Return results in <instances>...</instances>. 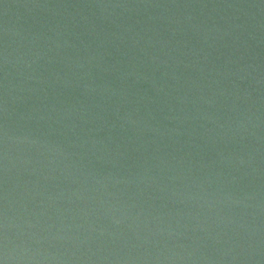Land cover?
<instances>
[{"label":"water","instance_id":"95a60500","mask_svg":"<svg viewBox=\"0 0 264 264\" xmlns=\"http://www.w3.org/2000/svg\"><path fill=\"white\" fill-rule=\"evenodd\" d=\"M0 260L264 264V0H0Z\"/></svg>","mask_w":264,"mask_h":264},{"label":"clouds","instance_id":"9594fccd","mask_svg":"<svg viewBox=\"0 0 264 264\" xmlns=\"http://www.w3.org/2000/svg\"><path fill=\"white\" fill-rule=\"evenodd\" d=\"M0 264H5V261L4 260H0Z\"/></svg>","mask_w":264,"mask_h":264}]
</instances>
